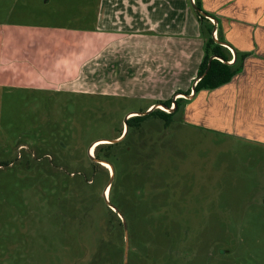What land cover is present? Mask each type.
Here are the masks:
<instances>
[{
    "label": "rangeland",
    "instance_id": "rangeland-1",
    "mask_svg": "<svg viewBox=\"0 0 264 264\" xmlns=\"http://www.w3.org/2000/svg\"><path fill=\"white\" fill-rule=\"evenodd\" d=\"M97 1L0 0V264H123L122 221L101 204L110 166L87 157L119 137L111 196L127 264H264V147L191 122L182 95L168 121L149 116L125 134L126 114L192 93L198 52L180 39L168 52L160 29L127 23L135 0H115L112 25ZM177 4L203 39L190 1Z\"/></svg>",
    "mask_w": 264,
    "mask_h": 264
},
{
    "label": "crops",
    "instance_id": "crops-1",
    "mask_svg": "<svg viewBox=\"0 0 264 264\" xmlns=\"http://www.w3.org/2000/svg\"><path fill=\"white\" fill-rule=\"evenodd\" d=\"M145 1L147 0L133 2L134 5L137 4L135 7L137 9L133 13H127V23L135 24L138 29L148 28L154 31L160 29L165 34L161 40L165 43L164 48L168 52L172 53L174 48L177 50L178 39L183 40L184 44L180 48L188 53L187 56H191L192 50L195 49L198 55L189 67L188 77L195 76L203 58L204 47L203 39L195 32L193 13L187 15L189 10L185 6H177L182 0L176 2L175 8L169 7L165 11L159 9L163 0H149L146 7L140 8L139 3L142 5ZM99 4H102L100 7H104L106 21H110L112 25L114 17L109 15V11L114 14L113 11L117 9L115 0H104L101 3L97 1L96 9ZM200 4L205 12L216 16V27L218 26L222 41L230 46L224 47L233 52V58L229 63L235 60L237 52L238 55L245 53V56L240 62L241 70L228 82L216 88L201 89L188 97L184 96L188 99L186 116L188 120L201 125L203 129L219 131L232 139L254 142L264 147V0H200ZM184 12L189 18L190 28L192 27L191 30L187 29L188 33L183 28L182 13ZM100 15L102 16V13L95 15L96 24L99 23L98 19H101ZM121 19L119 18V21ZM123 24L125 25L124 18L117 28ZM186 34L189 36H184ZM106 38V35H102L101 40L96 37L94 41L97 42V39L104 41ZM192 40H196L197 45H193ZM175 89L176 86L171 87L170 92ZM177 91L178 89L172 99L175 95H182L180 93L187 94ZM153 105L155 104L151 106Z\"/></svg>",
    "mask_w": 264,
    "mask_h": 264
},
{
    "label": "trees",
    "instance_id": "trees-1",
    "mask_svg": "<svg viewBox=\"0 0 264 264\" xmlns=\"http://www.w3.org/2000/svg\"><path fill=\"white\" fill-rule=\"evenodd\" d=\"M194 2L199 9L204 11L201 7L200 0H194ZM205 13H207V12H205ZM195 14H196L197 21H198L200 35L204 40V54H203V58L199 64L198 70H197V76H200V75H202V76L196 82V84L194 86V90L196 93L201 89L216 88V87L228 82L236 73H238L241 70L240 62H241V59L245 56V53L238 55V52H237L235 60H233L232 63H228V61L231 58L227 54L226 48L219 43L220 41H222V37L220 35V31L218 29V26H217L218 35H217V38L215 39L212 35L214 25L210 24L208 22L209 20L206 17L200 16L196 12H195ZM207 14H209V13H207ZM211 55H217V56L221 57L222 60H220L218 58H213L211 60L210 67L208 68L207 72L205 74H203L205 69H206V66H207L208 58ZM236 61H237V64H236ZM186 93L189 94L188 92H186ZM173 101H174L175 106L172 107L171 111H165V110H161L159 108H156L154 110L153 109L150 110L148 113H146L144 115L131 116L127 119V127L138 125L140 120H144L146 117L148 118L149 116H156L162 120L168 121L180 109V103L178 102L177 99L173 100L171 98L166 99L163 102H159L161 104H164L167 108H170L171 103H173ZM126 132H125V134H126ZM125 134L123 136H125ZM114 144L115 143H102L101 145L96 146L94 151H93V155L95 158L100 159V160H105L112 165L113 173H115V171H116V165H115V162H114L113 157H112L113 156V149H111L114 146ZM87 157L90 161V164L93 166V168L99 167V168L105 170L106 174H108V171L106 170L105 167H103L102 165H100L97 162H94L92 159H90V157L88 155H87ZM111 190H112V185L110 184L109 185V192L110 193L108 196V200L110 203L115 205L118 208V210L121 212V214L123 215V213L120 209L119 203L111 196ZM101 204H102V208H104L106 213H108L110 216H112L116 220V222H119V217L117 215V212H114L113 210L110 209V207L105 202L104 196H102V195H101ZM85 210L87 211V209H85ZM123 217L125 218L124 215H123ZM125 220H126V218H125ZM114 225L115 224H113L112 222L111 223L109 222V228L110 227L114 228ZM101 239H103V237H101ZM116 247H117V245H116ZM118 247H119V245H118ZM101 256H102V253H99L98 257L101 258ZM93 259H94V257H93ZM116 264H120V263L118 262Z\"/></svg>",
    "mask_w": 264,
    "mask_h": 264
},
{
    "label": "water",
    "instance_id": "water-1",
    "mask_svg": "<svg viewBox=\"0 0 264 264\" xmlns=\"http://www.w3.org/2000/svg\"><path fill=\"white\" fill-rule=\"evenodd\" d=\"M190 3H191V7L193 8V10H194L196 13H198L200 16H204V17H206V18H210V17H211L210 14H207V13H205L204 11H202L201 9H199V8L197 7V5L195 4L194 0H190ZM214 29H215V26L213 27V30H214ZM219 43H220L221 45H223V46H228V47H230L229 44H227V43L224 42V41H220ZM213 58H218V59L222 60L221 57H219V56H217V55H211V56H209L208 61H207V66H206V69H205V71H204L203 74H205V73L207 72L208 68L210 67L211 60H212ZM228 63H229V61H228ZM201 76H202V75L195 77V79H194V83H193V86H192V93H191L190 95H189V94H184V93H180V94H182V95L185 96V97H188V96H191V95L195 94L194 86H195L196 82L201 78ZM177 96H178V95H175L174 98H173V100H175V98H177ZM159 106H163V107H164L165 109H167L168 111H171V109H172V108H167L164 104L156 103L155 105H153V106H151L149 109H147L146 112H140V113H138V114H139V115H144V114L148 113L150 110H152L153 108H155V107L158 108ZM173 106H175L174 101H173ZM129 114H130V113L126 114V116H125V118H124V121H125V124H126V131H127V119H128V115H129ZM124 129H125V128H124ZM126 131H125V132H126ZM119 138H120V137H119ZM119 138H118V139H104V140L113 143L114 141L119 140ZM96 141H97V140H95L94 142H92V144L89 145L88 150H87V154H88V156L90 157V159H92L93 161L99 163L100 165L106 167V165H104V164H107V165L110 166V180H109V182H108V184H107V185H110V184H111V178H112V176H113V167H112V165H111L110 163H108L107 161H105V160H100V159L95 158L94 155H93V153H90V149H91V147L93 146V144H94ZM104 198H105V202H106V204L110 207L111 210H113L114 212H117V215L120 217V219H121V221H122L123 230H124V240H125V245H124V255H123V264H127L128 234H127V223H126V220H125V218L123 217V215L121 214V212L118 210V208H117L115 205H113L112 203L109 202L107 195L104 194Z\"/></svg>",
    "mask_w": 264,
    "mask_h": 264
},
{
    "label": "bare ground",
    "instance_id": "bare-ground-1",
    "mask_svg": "<svg viewBox=\"0 0 264 264\" xmlns=\"http://www.w3.org/2000/svg\"><path fill=\"white\" fill-rule=\"evenodd\" d=\"M161 108H163V107H161ZM166 110H167V109H166ZM101 142H106V141H100V140H97V141L93 144L94 146L91 147V149H90V153H92V152H93V148H94L96 145L100 144ZM104 165H106V167L108 166L107 164H104Z\"/></svg>",
    "mask_w": 264,
    "mask_h": 264
},
{
    "label": "built area",
    "instance_id": "built-area-1",
    "mask_svg": "<svg viewBox=\"0 0 264 264\" xmlns=\"http://www.w3.org/2000/svg\"><path fill=\"white\" fill-rule=\"evenodd\" d=\"M209 19V18H208ZM210 19H211V17H210ZM214 26H215V29L212 31V33H213V37L216 39V35H215V33H216V22L214 23V21H213V23H212ZM232 59H230L229 61H231Z\"/></svg>",
    "mask_w": 264,
    "mask_h": 264
}]
</instances>
